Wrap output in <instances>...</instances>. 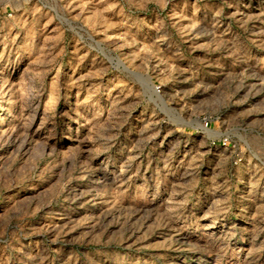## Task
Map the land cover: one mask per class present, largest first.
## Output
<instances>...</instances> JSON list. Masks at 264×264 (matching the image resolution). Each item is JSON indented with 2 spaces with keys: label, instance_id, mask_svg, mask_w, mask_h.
<instances>
[{
  "label": "rangeland",
  "instance_id": "obj_1",
  "mask_svg": "<svg viewBox=\"0 0 264 264\" xmlns=\"http://www.w3.org/2000/svg\"><path fill=\"white\" fill-rule=\"evenodd\" d=\"M0 264H264V0H0Z\"/></svg>",
  "mask_w": 264,
  "mask_h": 264
}]
</instances>
